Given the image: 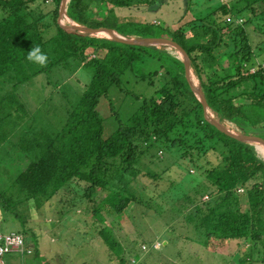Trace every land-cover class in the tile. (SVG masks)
Masks as SVG:
<instances>
[{"label": "trees", "instance_id": "16d2710c", "mask_svg": "<svg viewBox=\"0 0 264 264\" xmlns=\"http://www.w3.org/2000/svg\"><path fill=\"white\" fill-rule=\"evenodd\" d=\"M161 1L70 0L68 15L81 25L128 37L177 41L192 59L210 108L241 133L264 138V0L223 2L176 28L130 12ZM61 5L62 0H0V147L18 148L12 157L16 176L8 170L10 184L0 187V210L23 222L51 209L61 220L86 200L99 238L121 264L129 260L116 224H123L127 214L136 218L139 208L145 214L170 213V220L184 217L205 251L236 244L239 264H264V158L256 146L208 121L182 59L157 46L69 32L59 21ZM238 18L244 22L237 23ZM35 47L48 57L43 66L27 59ZM84 67L92 69V79L61 123L44 121L16 91L40 74L59 70L74 77ZM129 70L152 85L162 75L163 83L106 138L99 104ZM161 152L175 160L180 175L172 186L184 194L168 211L169 187L162 181L171 167H162ZM149 190L157 193L158 206L146 198ZM77 193L84 201L76 202ZM20 233L30 254L41 255Z\"/></svg>", "mask_w": 264, "mask_h": 264}, {"label": "rangeland", "instance_id": "374dc122", "mask_svg": "<svg viewBox=\"0 0 264 264\" xmlns=\"http://www.w3.org/2000/svg\"><path fill=\"white\" fill-rule=\"evenodd\" d=\"M230 1L232 0H162L159 4L143 7L141 10L133 8L130 12L144 20L147 18L153 23L176 28L184 25L194 16L209 14L221 3ZM3 14L4 12L0 10V17ZM66 23L69 25L71 22ZM252 27L253 24L247 25L249 30ZM97 37L107 38L108 36ZM158 47L166 49L178 58L182 57L181 53L174 48L164 45ZM158 67V63L153 65V69ZM254 71V69L251 70V72ZM193 74L198 80V85H201L194 69ZM92 76L93 72L89 67L80 69L74 77H67L59 70H55L49 74H40L16 91L29 102L31 107L29 109L38 113L44 121L61 123L66 118L68 106L76 105L80 101L84 85L91 81ZM162 83V75L157 76L155 84L152 85L149 81L141 79L137 71L129 70L122 76V85L113 84L109 89V95L103 97L99 104V112L105 126V137H112L119 129L121 122H128L139 110L144 99L155 96ZM9 90L12 88L9 87ZM35 113L33 115H36ZM43 113L48 115H42ZM55 114H58L60 118H57ZM230 124L235 127L234 124ZM17 152L18 148L10 144L0 147V187L4 190L10 184L8 170L16 176L15 162L12 161V157ZM260 155L262 156L261 153ZM160 157L163 160V168L171 167V171L164 175L162 181L163 187H171L166 190L168 211L184 194L177 184L172 186L173 182L179 181L180 175L175 166L177 164L173 163L175 160L165 152H161ZM81 195L78 193L75 195V200H78L76 202L84 201ZM156 195V192L149 190L146 198L152 197L153 205L158 206L160 201ZM84 202L61 220L53 218L55 212L51 209L37 211L35 217L29 221L23 218V222H21L22 219L16 220L14 214H6L0 210V231H22L29 237V244L39 249L41 253L38 256L11 254L7 257L8 264H30L33 259L38 264H121L117 257L109 256L95 230V219L86 208L87 201ZM134 215L136 218L127 214L124 217V223L115 226L116 234L126 247V256L129 260L126 264H239L236 244L230 249L213 253L205 251L201 243L195 239V230L187 228L186 220L182 216L170 220L172 216L170 213L165 216H159L154 211L145 214V210L141 208L136 210ZM31 227L35 228V235L33 231H30ZM152 243H154L153 250ZM168 243L169 247H164ZM136 253L140 254L139 259L136 258Z\"/></svg>", "mask_w": 264, "mask_h": 264}, {"label": "water", "instance_id": "95a60500", "mask_svg": "<svg viewBox=\"0 0 264 264\" xmlns=\"http://www.w3.org/2000/svg\"><path fill=\"white\" fill-rule=\"evenodd\" d=\"M68 1L69 0H62L61 10H60V24L61 26L69 32H76L81 33L84 35H91V36H100V33L108 32L111 36L107 37L111 40H115L117 42L129 44V45H139V46H169L171 48L176 49L178 52L181 53L182 57L180 59L183 60L185 63L186 68V76L189 83L192 86L193 91L195 92L198 99L202 102L204 106L205 116L214 126H216L220 131L231 136L237 140L254 144L256 149L258 150V145L264 146V138L256 135V134H244V133H235L226 127H224L220 122L216 121L215 119L210 118L209 111L210 106L208 104L206 95L201 85L196 86L193 80V67H192V59L188 52L184 49L182 45H180L177 41L169 39L167 37H137V38H128L117 32L111 28H92L81 25L77 23V25H66L64 24V19L66 17H70L68 15ZM71 18V17H70ZM72 19V18H71ZM259 152V151H258Z\"/></svg>", "mask_w": 264, "mask_h": 264}, {"label": "built area", "instance_id": "2783aa9c", "mask_svg": "<svg viewBox=\"0 0 264 264\" xmlns=\"http://www.w3.org/2000/svg\"><path fill=\"white\" fill-rule=\"evenodd\" d=\"M228 21H232V17H229ZM243 18H238L237 23H243ZM240 189V192H243ZM209 197L205 196V200ZM32 249L27 246L25 236L20 232H3L0 231V264H8L7 257L11 254H30Z\"/></svg>", "mask_w": 264, "mask_h": 264}, {"label": "bare ground", "instance_id": "6f19581e", "mask_svg": "<svg viewBox=\"0 0 264 264\" xmlns=\"http://www.w3.org/2000/svg\"><path fill=\"white\" fill-rule=\"evenodd\" d=\"M70 0L68 1V4H69ZM244 20V19H243ZM67 21H70L71 23L69 25H77V22H75L73 19H71L70 17H66L65 16V19H64V24H67L66 22ZM231 22V21H229ZM240 24V23H239ZM242 24V23H241ZM99 35H102V36H111L110 33L108 32H104V33H100ZM193 76V80H194V84L196 86H199L198 85V80L195 78L194 74L192 75ZM213 115V116H212ZM209 116L210 118L212 119H215L216 121L220 122L224 127H226L227 129L235 132V133H241L240 129L238 127H236L237 125H235L234 123L230 122V121H227V120H223L215 111H213L212 109H210L209 111ZM218 118V119H216ZM230 123L234 124L235 127H233ZM260 145V144H259ZM263 146V145H262ZM258 151L259 153L262 154L263 158H264V148H261L258 146Z\"/></svg>", "mask_w": 264, "mask_h": 264}, {"label": "clouds", "instance_id": "9594fccd", "mask_svg": "<svg viewBox=\"0 0 264 264\" xmlns=\"http://www.w3.org/2000/svg\"><path fill=\"white\" fill-rule=\"evenodd\" d=\"M27 59L35 64L43 66L46 64L48 57L41 51L39 47H35L29 51Z\"/></svg>", "mask_w": 264, "mask_h": 264}, {"label": "crops", "instance_id": "0c3cea01", "mask_svg": "<svg viewBox=\"0 0 264 264\" xmlns=\"http://www.w3.org/2000/svg\"><path fill=\"white\" fill-rule=\"evenodd\" d=\"M147 19V18H146ZM147 21H149L148 19H147ZM31 255V254H30ZM35 255V254H34ZM22 256V255H21ZM25 256V255H24ZM33 256V255H32ZM43 256V255H42ZM30 264H38V262L35 260V259H33V260H31V262H30Z\"/></svg>", "mask_w": 264, "mask_h": 264}]
</instances>
